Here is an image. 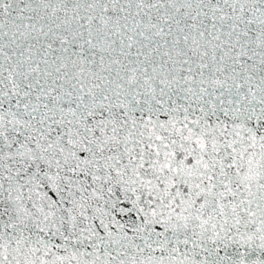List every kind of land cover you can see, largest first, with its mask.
I'll use <instances>...</instances> for the list:
<instances>
[{"label": "snow or ice", "instance_id": "6c2138e0", "mask_svg": "<svg viewBox=\"0 0 264 264\" xmlns=\"http://www.w3.org/2000/svg\"><path fill=\"white\" fill-rule=\"evenodd\" d=\"M0 264H264V0H0Z\"/></svg>", "mask_w": 264, "mask_h": 264}]
</instances>
